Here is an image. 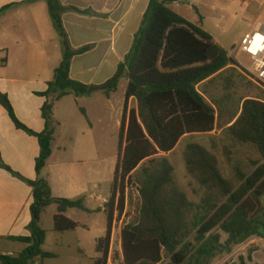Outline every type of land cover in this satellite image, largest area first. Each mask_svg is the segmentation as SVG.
<instances>
[{"label": "trees", "instance_id": "16d2710c", "mask_svg": "<svg viewBox=\"0 0 264 264\" xmlns=\"http://www.w3.org/2000/svg\"><path fill=\"white\" fill-rule=\"evenodd\" d=\"M45 1L63 50L53 81L46 92L39 94L46 98L42 109L45 131L30 130L17 118L8 97L0 95V104L17 129L36 137L41 148L36 162L38 178L31 182L29 234L10 238L26 248L16 255L0 254V264H44L56 258L43 250L47 232L41 223L50 206H57L54 232L63 234L79 227L66 213L88 212L85 198L54 197L42 176L53 153L57 130L54 109L57 102L71 95L80 98L102 93L109 98L123 79L128 84L118 161L112 194L105 206L107 231L97 241L100 256L95 264H108L110 260L113 264H163L165 259L169 264H213L251 238H264V101L247 99L228 107L212 96L209 102L207 89H199L215 77L235 71L238 63L229 52L202 27L169 7L178 0H150L132 47L113 77L101 85L85 84L71 78L72 62L91 52L95 44L73 49L62 15L66 10H78L64 7L59 0ZM131 99L137 102V108L129 111ZM216 128L222 129L231 142L255 146L262 159L249 172L233 165L235 179L229 180L212 151L198 143L188 144L187 172L205 190L202 201L196 203L176 181L174 166L165 155L173 152L184 137L208 135ZM133 188L139 195V208L133 220L123 226L121 250L115 252L114 224L125 215ZM249 262L242 257L231 264Z\"/></svg>", "mask_w": 264, "mask_h": 264}, {"label": "crops", "instance_id": "0c3cea01", "mask_svg": "<svg viewBox=\"0 0 264 264\" xmlns=\"http://www.w3.org/2000/svg\"><path fill=\"white\" fill-rule=\"evenodd\" d=\"M59 1L66 8L78 10H66L62 15L73 49L95 44L91 52L73 59L71 78L89 85L104 84L113 77L127 55L125 50L135 36L131 37L127 31L130 32L131 24L143 19L150 0ZM228 2L233 3V0ZM242 10L252 24V29L264 23V0L243 2ZM102 48L110 49V53L99 59L88 60ZM62 60L61 38L53 25L45 0H0V95L8 97L17 118L36 133L46 129L42 116L46 98L39 94L47 91L48 83L53 81ZM114 94L109 98L102 93L80 98L71 95L57 102L53 115L57 123L53 153L42 173L54 197L71 200L84 197L86 203L94 189L87 170L82 166L88 155L85 148L91 140L88 133L93 127L91 124H80L79 137L75 143L61 144L67 139L61 129L67 124L57 118L56 111L60 103L65 99H74L69 100V107L73 105L80 113L84 110L83 115L88 120L91 111L82 104H101L100 115L96 112L101 120L104 110L106 113L109 110ZM40 151L39 140L17 129L0 104V254L16 255L26 248L24 243L10 238L29 234L33 204L31 182L38 178L36 162ZM103 203L106 206L108 201L104 199ZM71 213L72 210L66 213L69 219Z\"/></svg>", "mask_w": 264, "mask_h": 264}, {"label": "rangeland", "instance_id": "374dc122", "mask_svg": "<svg viewBox=\"0 0 264 264\" xmlns=\"http://www.w3.org/2000/svg\"><path fill=\"white\" fill-rule=\"evenodd\" d=\"M247 1L255 2V0H233V3L228 2V0H179L169 6L190 23L202 27L238 63L235 71L224 73L209 83L200 85L201 91L207 89L206 98L209 102L211 101L210 96L226 102L228 107L241 105L247 99L264 101V89L254 83L248 72L241 66H249L250 59L246 55H239L237 52L242 39L252 29V24L242 10L243 2L246 3ZM141 23L142 19L130 25V32L129 30L127 32L131 37L139 30ZM132 41L125 50L126 54L131 49ZM107 53H110V49L102 48L90 56L88 60L105 57ZM127 84L126 79L121 80L118 91L113 95L109 110L107 113L104 110L101 120L96 112L100 115V106L102 105L97 103L82 104L91 111L89 120L84 117L82 111L81 114L73 105L72 108L69 107V100L74 99H65L56 111L57 118L64 120L67 124L61 129V132H65L67 136V139L61 143L63 145L75 143L79 137L80 124L85 126L91 124L93 127L91 133H88L91 140L85 148L88 155L82 166L87 170L94 189L92 196L86 199L88 212L72 210L71 219L81 225L75 231L68 232V234L54 232L53 216L57 213V207L53 205L46 210L41 223L42 228L47 232L43 250L56 254L58 258L47 259L44 264H95V259L100 256L96 251L97 241L105 237L107 231V214L104 210L103 200L109 201L112 194ZM136 108L137 102L131 101L129 111ZM190 143H198L212 151L218 159L224 177L229 180L235 179L233 165L249 172L252 170L253 164L262 159L255 146L231 142L220 128H216L213 133L208 135L194 134L184 137L176 149L165 157L174 166L176 181L187 193L189 199L196 203L202 201L205 190L187 172L185 150ZM75 146L80 147L77 144ZM130 195V199L127 200L125 215L121 222L114 224L112 250L115 252L121 250L120 234L123 226L133 220L139 208L140 199L135 188ZM223 239L226 240V236ZM242 257L248 262L250 260L249 264H264V238H251L246 243L236 247L231 255L219 257L213 264H231L232 262H239ZM108 264L113 263L110 260ZM116 264H120V262ZM163 264H169V260L165 259Z\"/></svg>", "mask_w": 264, "mask_h": 264}, {"label": "built area", "instance_id": "2783aa9c", "mask_svg": "<svg viewBox=\"0 0 264 264\" xmlns=\"http://www.w3.org/2000/svg\"><path fill=\"white\" fill-rule=\"evenodd\" d=\"M237 52L250 59L249 66H241L251 76V80L264 89V23H259L245 35Z\"/></svg>", "mask_w": 264, "mask_h": 264}]
</instances>
